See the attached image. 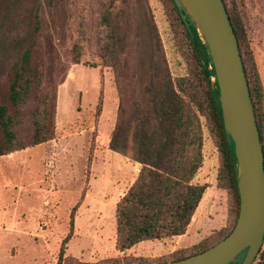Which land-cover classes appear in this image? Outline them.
<instances>
[{
	"label": "rangeland",
	"instance_id": "rangeland-1",
	"mask_svg": "<svg viewBox=\"0 0 264 264\" xmlns=\"http://www.w3.org/2000/svg\"><path fill=\"white\" fill-rule=\"evenodd\" d=\"M223 2L238 29L247 75L264 94V0ZM174 7L172 0H0V103L16 119L21 144L31 142L38 112H47L53 132L45 143L0 157V264L158 262L181 249V242L164 239L115 250L116 204L138 171L129 157L108 149L118 109L127 120L160 53L173 80L195 71ZM26 49L39 83L25 105L13 109L10 75ZM208 128L202 119L208 189L195 219L210 227L198 247L218 242L236 211L231 192L219 187L220 156Z\"/></svg>",
	"mask_w": 264,
	"mask_h": 264
},
{
	"label": "trees",
	"instance_id": "trees-1",
	"mask_svg": "<svg viewBox=\"0 0 264 264\" xmlns=\"http://www.w3.org/2000/svg\"><path fill=\"white\" fill-rule=\"evenodd\" d=\"M224 7L227 11L225 4ZM175 11L177 12L176 8ZM228 17L240 51L238 29L229 13ZM34 18L37 29V13ZM179 20L196 61L194 73L192 76L173 80L160 53L157 64L150 66V73L142 82L134 110L127 120L123 110L118 109L117 120L108 142L110 151L129 157L133 163L140 165L133 184L116 204L117 252H125L141 242L171 239L186 233L208 187L193 182L203 164L202 119L209 124L208 129L213 135L220 156L221 165L217 176L219 187L231 192L236 205L233 225L219 241L232 231L237 219L239 200L234 157L224 136L220 105L216 90L212 86L214 71L196 31L193 30L197 41L195 48L184 24ZM110 39L113 41L112 37ZM154 47L157 48V54L161 52L159 45L155 44ZM240 56L242 59L241 52ZM75 62L79 63V51L75 52ZM242 64L264 154V94L258 82H251L243 59ZM38 83L37 70L31 66V51L26 49L10 75L9 105L13 109L25 105L32 86H37ZM48 121L52 125L46 111L43 115L36 113L34 133L28 145L35 146L52 139L53 132L47 124ZM15 124L16 119L9 108L0 103V157L28 146L18 141L14 132ZM70 236L69 231L63 240L64 245ZM213 245L198 247L197 244L189 249H179L171 253L173 256L167 261L152 262L139 257L133 262L110 264H162L187 258ZM64 249L62 245L59 261L63 258ZM244 256L245 251L230 264H241ZM252 264H264V237L263 245Z\"/></svg>",
	"mask_w": 264,
	"mask_h": 264
},
{
	"label": "water",
	"instance_id": "water-1",
	"mask_svg": "<svg viewBox=\"0 0 264 264\" xmlns=\"http://www.w3.org/2000/svg\"><path fill=\"white\" fill-rule=\"evenodd\" d=\"M188 36L193 30L205 46L214 71L223 132L234 157L238 214L232 231L203 252L162 264H230L245 251L241 264H252L264 237V154L237 38L222 0H172Z\"/></svg>",
	"mask_w": 264,
	"mask_h": 264
},
{
	"label": "crops",
	"instance_id": "crops-1",
	"mask_svg": "<svg viewBox=\"0 0 264 264\" xmlns=\"http://www.w3.org/2000/svg\"><path fill=\"white\" fill-rule=\"evenodd\" d=\"M110 152H112V151H110ZM113 154H117V153H113ZM116 165L119 166V160H117ZM136 167H137V171L139 172L140 166L138 164H136ZM204 167H205V165H204V162H203V167L200 168L199 172L197 173V175L195 176V178L193 180L194 183L199 184V185H203V182L206 181L205 178H207V176H205V175L202 176V174H204V169H205ZM123 171L126 172L125 170H123ZM134 180H132V182ZM132 182L128 185L127 189L132 185ZM123 195H124V193L122 194V196ZM198 208H199V206H198ZM198 208H197V210H198ZM197 210H196V212H195V214H194V216L192 218V221H191L186 233L184 235H182V236H177V237L171 238V239L176 240L177 243L181 242V246L180 247L178 246V248L186 249L188 247L193 246L194 244H196L201 239L206 238V236H207V235H205L206 232L205 231L203 232V230H208V228L210 227V223H208V221H206V219L202 218V217H201V219L198 222H196L195 218H196V215H197ZM220 221L221 220H219L217 226L220 225ZM145 242H147V241H145ZM141 244H146V243L141 242V243H139L137 245H141ZM149 244H152V243H149ZM137 245H135V246H137ZM135 246H133V247H135ZM132 248H130L129 250H132Z\"/></svg>",
	"mask_w": 264,
	"mask_h": 264
},
{
	"label": "bare ground",
	"instance_id": "bare-ground-1",
	"mask_svg": "<svg viewBox=\"0 0 264 264\" xmlns=\"http://www.w3.org/2000/svg\"><path fill=\"white\" fill-rule=\"evenodd\" d=\"M197 35H198V37H201V33H200V31H199V29L197 30Z\"/></svg>",
	"mask_w": 264,
	"mask_h": 264
}]
</instances>
